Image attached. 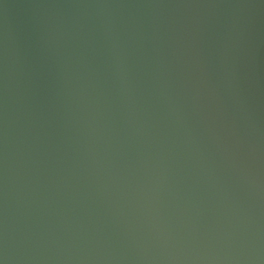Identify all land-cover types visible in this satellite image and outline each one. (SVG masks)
<instances>
[{
    "label": "water",
    "instance_id": "water-1",
    "mask_svg": "<svg viewBox=\"0 0 264 264\" xmlns=\"http://www.w3.org/2000/svg\"><path fill=\"white\" fill-rule=\"evenodd\" d=\"M0 264H264V0H0Z\"/></svg>",
    "mask_w": 264,
    "mask_h": 264
}]
</instances>
